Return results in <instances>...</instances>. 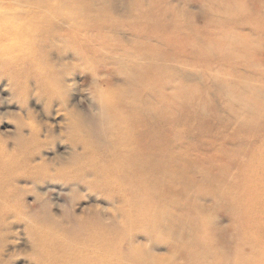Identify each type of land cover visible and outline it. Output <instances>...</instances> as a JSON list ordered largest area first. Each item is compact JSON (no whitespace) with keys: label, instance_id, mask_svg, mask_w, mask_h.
<instances>
[{"label":"rangeland","instance_id":"1","mask_svg":"<svg viewBox=\"0 0 264 264\" xmlns=\"http://www.w3.org/2000/svg\"><path fill=\"white\" fill-rule=\"evenodd\" d=\"M65 1L0 0V164L17 161L0 187V264H55L61 247L93 230L119 233V264L131 262L130 249L166 264H208L192 245L203 237L210 258L225 248L221 264H264L252 242L229 241L232 207L221 197L192 188L183 199L182 181L155 188L176 220L186 210L168 238L127 219L132 191L120 185L132 174L170 181L192 177L195 165L216 170L225 163L231 178L243 164H258L249 153L258 151L262 134L233 116L222 92L242 79L264 93V0H68L86 6L88 16L67 15ZM183 85L196 91L181 95ZM161 93L182 101L167 118L148 116L167 142L156 151L172 166L145 158L153 140L136 137L132 168L106 182L102 165L128 155L110 107L122 99L149 111ZM235 148L244 156L231 160ZM216 155L224 157L214 169Z\"/></svg>","mask_w":264,"mask_h":264},{"label":"bare ground","instance_id":"2","mask_svg":"<svg viewBox=\"0 0 264 264\" xmlns=\"http://www.w3.org/2000/svg\"><path fill=\"white\" fill-rule=\"evenodd\" d=\"M66 3H68L65 6L67 8V15L88 16V13H86V6L81 3H73V1L69 2L68 0L65 1V4ZM236 8L237 6L235 7L234 5L228 8L231 15H234ZM103 41L107 42V38H103ZM226 83L225 89L227 90V88H229L230 91H223L222 94L229 101L230 108L234 111L233 116L237 117L242 115V117L246 119L245 125H251L249 130L251 128L256 129L262 134V142L258 145V151L256 153L250 151L249 153L257 157L258 164L251 167V163L247 162V158H245L244 163H247L242 165L241 173L239 175L234 174L231 178L229 177V165H225L226 163L221 164V167H217L218 169L216 170H208L204 166L195 165V173L192 177H175L170 181L164 180L163 177L149 176L143 178L142 174L136 176L132 174L129 178L125 179V181L122 183L120 182L121 186L127 187L132 191V210L127 213V219L130 222L135 220L140 221L146 229L156 234H164L166 237L174 234L175 230L172 231V225H175V221H178L180 224L182 222L183 224V216L186 210L185 208L182 209L180 212L183 213L181 218L179 216L176 220V215L174 216L172 213L165 211L163 206L164 200H162V196L154 193V189H162L167 182L174 183L176 181H182L183 186L180 190L182 193H179V195L183 199H188V192L190 189L197 188L203 193L214 195V198L221 197L225 203L231 205L232 209L231 212L228 213V218L235 231L232 237H230V242H237L238 240L236 239H240L237 242L239 246L252 242L250 244L253 245V250L255 246V248L264 252V93L253 88L247 80L240 79L234 83ZM129 84L133 85V76L130 77ZM180 87L183 92L181 95L185 94L184 91H186V93L188 91H196L195 86L192 90L184 87V85ZM248 89L251 91H248ZM179 99L180 98H174L166 93H161V97L158 99V106L156 103H151L149 111L143 107L138 111L139 108H136V106L127 101L125 104L126 106H124L120 103L123 100L117 99L118 101L114 103V107L111 106L109 109L111 111L110 119L112 121L113 130L118 131L116 134L119 136L118 139L120 142L128 145V155H117L113 160L102 165L101 169L106 182L111 183L117 181L119 172L132 168L133 154L138 152V148L135 147V149H133V138L136 139V137L144 138L145 136H149L150 141L153 140L151 148L145 151V158L157 164L160 159H164L166 168L169 169L172 166V162L167 159V154L165 152L156 151L159 150V145H162L163 142L166 144L167 142H161L158 136L155 135L153 129H151L154 120L148 121V116L153 117V119L157 116L167 118V111H170V108H179L182 105V101ZM106 102L110 104L111 95L106 96ZM118 102L120 106H118ZM158 107L164 108L159 109ZM133 121L135 123H133ZM133 124H137L134 129ZM139 125H144L145 129L143 130L144 127L138 129ZM179 132L180 131L177 129L176 133ZM251 140L256 142L253 139ZM242 142L243 144L239 146L241 150L246 151L244 147L248 145V142L245 140ZM233 152L234 155L232 154L229 156L231 160H237L241 156H244L238 155L240 151L236 148L233 149ZM222 153L224 154V152ZM245 153L246 152H244V154ZM220 157L224 156H215L214 169ZM15 163H17V161H9L0 164V187H2V184L8 178L9 168ZM219 175L226 177L227 180L223 183H218L217 177ZM247 179L250 180L249 182L253 183V188H250V184L244 182V180L246 181ZM244 183L245 187L243 189L241 185L244 186ZM143 184L145 187L142 186ZM238 190L241 193H238ZM216 219L217 217L213 218L211 221H215ZM206 226L207 225H205V227ZM83 231L85 232L84 228ZM119 238L118 232L113 233L112 238H108L103 232L93 230L84 237L83 240H80L78 244H69L61 247V254H59V257H56L55 264H119L114 262V260L118 259L120 256L118 248ZM244 241L245 243H243ZM192 245L203 249V259H207L209 262L208 264L222 263L217 256L223 254L225 248L220 247L218 251H215L216 254H219L214 258H210L206 249H209L211 244L209 245V242L204 239V237ZM137 253L138 251L135 249L128 250V255L131 259V262L128 264H147L143 260L147 261L149 264L168 263V261L163 263L162 258L159 259V257L155 256L142 259L141 256L139 257V255H136Z\"/></svg>","mask_w":264,"mask_h":264}]
</instances>
